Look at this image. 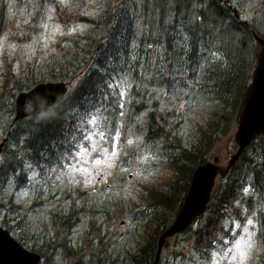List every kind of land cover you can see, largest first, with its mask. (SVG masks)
Here are the masks:
<instances>
[{
    "label": "rangeland",
    "instance_id": "obj_1",
    "mask_svg": "<svg viewBox=\"0 0 264 264\" xmlns=\"http://www.w3.org/2000/svg\"><path fill=\"white\" fill-rule=\"evenodd\" d=\"M141 1L0 0V144L11 129L16 96L28 91L23 86L48 83L73 57L102 71L116 107L112 118L111 109L105 116L87 114L84 141L67 161L35 164L14 139L2 147L0 161L16 159L5 171L0 166V227L41 254V264H150L143 260L158 226L167 228L175 217L155 201L172 195L187 172L179 157L211 142L209 160L218 157L224 167L236 151L238 114L235 119L219 100L215 85L233 79L227 73L236 67L225 63L222 47L239 44L241 35L208 40L191 55L186 28L197 22L193 7L179 18L167 52L158 26L142 27L139 14L132 25L123 16L117 28L119 8L135 13ZM215 1L235 11L251 35L264 38V0ZM87 43L101 45L93 57L83 54ZM158 127L166 138L155 139ZM243 158L233 171L236 200L224 210L213 248L196 249L185 230L166 242L156 264H264V137L254 139ZM249 235L242 260L235 245Z\"/></svg>",
    "mask_w": 264,
    "mask_h": 264
},
{
    "label": "trees",
    "instance_id": "obj_2",
    "mask_svg": "<svg viewBox=\"0 0 264 264\" xmlns=\"http://www.w3.org/2000/svg\"><path fill=\"white\" fill-rule=\"evenodd\" d=\"M140 5L141 7H139ZM137 7L135 13H129V11L127 13L124 9L119 8L115 19L117 28L121 27L120 23L123 16L132 25L134 17L138 18L136 14H139L142 27L150 26L153 29L155 26H158L160 30L158 38L163 45H166L167 52L174 45L179 18L185 16L193 7L198 11L197 22L195 26L190 25L186 28L189 36L188 44L191 55L199 51L200 47L206 45L208 40L221 39L227 33L236 32L241 35L243 41L239 44L232 40L228 45L229 50L226 48V43L222 47L225 63H232L236 67L235 72L229 71L227 73L233 79L229 80L225 78L215 85L222 91L219 94V100L227 108L232 109L234 118L236 119L245 88L252 73V59L254 54L256 56L259 49V44L255 41L253 34L251 35L244 25L238 22L232 11L222 7L215 0H142L138 3ZM110 24V20H105L102 25L105 28H109ZM117 28L115 29L117 30ZM118 34L110 37L111 43ZM109 36L110 33L106 38L108 39ZM100 46L97 47L94 43H87L86 51L83 53L84 56L93 57ZM247 55L250 58L248 62H245ZM74 60L78 61L75 66ZM85 62L80 63L77 58L73 57V61H70L69 66L63 69L59 68L58 71H62V73L56 76L52 75L49 83L58 79L60 82L68 85V91L61 102L41 115L30 117L28 119L31 121L29 124H26L25 121H19L10 129L8 140L21 141L23 149L28 152V155H32L35 164L42 163L49 165L59 161H67L72 150L84 141L85 132L88 130L87 114L98 110L105 116L107 110L111 109L107 115L112 118L111 112L116 110V107H112L113 104L115 105L114 98L106 88V77L93 64V61L89 63ZM82 64L84 67H82ZM229 81L231 82L229 83ZM25 86L30 90L36 85L30 86L29 84H25L23 87ZM150 120L154 122L153 117ZM154 133L156 135L155 139L166 138L163 129L160 127ZM210 148L211 142L205 145L204 141V145H200L192 149L191 152L186 153L185 156L179 157L181 158V162L184 163V165L180 164V170L183 172L187 168V172L178 181V185L172 195L158 196L157 201H155L156 206L166 208L172 216L177 214L188 189L191 175L198 165L209 160L206 152ZM14 159L16 158H3L0 161V166H3L2 169L5 171L6 165ZM243 161L242 153L228 173L225 176L217 178L206 211L203 216L196 220L198 228L194 232L189 231L191 228L185 229L190 233L196 249L210 250L213 248L216 238L222 229L221 223L225 217L224 210L232 201L236 200L235 186L237 177H233V171L238 168L240 163L243 164ZM166 224L162 223L158 226L156 237L165 229ZM156 237L151 243L152 251L150 255L147 256L145 254V259L143 260L146 261L147 258H150V264H154L157 248ZM155 240L156 243H154Z\"/></svg>",
    "mask_w": 264,
    "mask_h": 264
},
{
    "label": "water",
    "instance_id": "obj_3",
    "mask_svg": "<svg viewBox=\"0 0 264 264\" xmlns=\"http://www.w3.org/2000/svg\"><path fill=\"white\" fill-rule=\"evenodd\" d=\"M233 15L239 19L235 11ZM254 37L260 49L256 54L250 81L245 88L237 116V127L233 137L236 151L229 157L224 167H221L218 157H213L194 169L177 214L158 236L155 264L160 259L166 241L192 226L204 215L217 178L228 173L256 136H264V39L255 35ZM66 87L65 83H44L18 94L15 98L13 123L51 109L62 101L67 93ZM3 145L4 141L0 144V152ZM40 263L39 254L26 250L7 230L0 227V264Z\"/></svg>",
    "mask_w": 264,
    "mask_h": 264
},
{
    "label": "snow or ice",
    "instance_id": "obj_4",
    "mask_svg": "<svg viewBox=\"0 0 264 264\" xmlns=\"http://www.w3.org/2000/svg\"><path fill=\"white\" fill-rule=\"evenodd\" d=\"M123 94V93H122ZM123 105H121L122 107ZM97 163H99V161H97ZM80 171H83V172H87V169H80ZM247 191V189H246ZM249 224L252 223L251 220L248 221ZM245 231H247V229H245ZM251 247V235H249V239L247 241H242V242H238L236 245H235V248L237 250V252L239 253V256L240 258L243 260L246 256V252L244 250V247ZM233 259H235V255L233 256Z\"/></svg>",
    "mask_w": 264,
    "mask_h": 264
},
{
    "label": "flooded vegetation",
    "instance_id": "obj_5",
    "mask_svg": "<svg viewBox=\"0 0 264 264\" xmlns=\"http://www.w3.org/2000/svg\"><path fill=\"white\" fill-rule=\"evenodd\" d=\"M12 126H14V125L12 124V125H11V127H12ZM9 133H10V130L7 132V134H6V136H5V137H8V134H9ZM1 141H2V142L4 141V142L6 143V138H5V139H3V140H1ZM2 142H1V143H2ZM41 258H42V257H41Z\"/></svg>",
    "mask_w": 264,
    "mask_h": 264
},
{
    "label": "bare ground",
    "instance_id": "obj_6",
    "mask_svg": "<svg viewBox=\"0 0 264 264\" xmlns=\"http://www.w3.org/2000/svg\"><path fill=\"white\" fill-rule=\"evenodd\" d=\"M58 104V103H57Z\"/></svg>",
    "mask_w": 264,
    "mask_h": 264
}]
</instances>
